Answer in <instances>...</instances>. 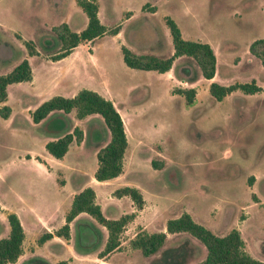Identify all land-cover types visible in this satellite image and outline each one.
I'll list each match as a JSON object with an SVG mask.
<instances>
[{
  "label": "rangeland",
  "instance_id": "obj_1",
  "mask_svg": "<svg viewBox=\"0 0 264 264\" xmlns=\"http://www.w3.org/2000/svg\"><path fill=\"white\" fill-rule=\"evenodd\" d=\"M97 4L100 22L107 28L120 25L118 34L95 38L90 51L78 44L69 59L52 61L49 56L60 45L51 27L65 23L76 31L86 24L75 0H0V75L26 59L32 78L8 85L6 100L0 103L10 109L7 117L0 116V238L8 233L10 212L24 233L22 254L6 264L34 259L47 264L61 260L150 264L163 249L181 244L186 246L184 264H194L206 251L187 233H166L162 246L149 256L129 243L140 229L147 234L164 232L166 220L184 212L217 236L238 230L244 251L264 262V65L248 51L250 42L264 38V0H97ZM165 16L175 21L182 38L210 45L216 60L211 81L221 85L254 81L260 91L244 94L236 89L215 101L205 78L178 79L175 71L184 57L176 58L163 73L125 66L121 45L157 56L172 52ZM25 41L34 44L36 55L27 54ZM189 87L195 90L194 99L185 104L173 89ZM82 88L109 99L123 121L127 147L122 172L104 184L92 179L96 152L109 139L99 115L77 119L70 111L48 124L50 114L38 123L30 116L42 101L55 95L72 97ZM66 121L68 131L78 127L83 138L55 159L44 144L58 136L52 133L54 126ZM152 159L163 166L153 168ZM81 180L96 192L104 217L135 213L119 235V247L100 259L106 230L86 213L68 224V239L36 242L44 229L64 223L69 193ZM123 185L141 192V211L128 197L111 194Z\"/></svg>",
  "mask_w": 264,
  "mask_h": 264
},
{
  "label": "trees",
  "instance_id": "obj_2",
  "mask_svg": "<svg viewBox=\"0 0 264 264\" xmlns=\"http://www.w3.org/2000/svg\"><path fill=\"white\" fill-rule=\"evenodd\" d=\"M76 5L86 16L85 26L78 32L71 31L67 24L60 23L51 27L50 31L59 42V51L49 56L52 61L59 60L67 56L78 44L93 40L103 34L115 35L120 29V25L111 28L104 26L98 16L97 0H75ZM145 6V5H144ZM143 6V7H144ZM151 12L155 11L152 6ZM164 24L168 29L172 52L167 56H157L152 53H137L124 45L119 47L122 61L125 66L139 70H153L163 73L171 68L173 61L178 57L186 60L176 68V75L183 82H193L199 76L211 79L215 72V55L206 42L184 39L175 21L169 16L164 17ZM24 46L27 54L36 55L37 51L31 41H25ZM248 51L264 65V38H258L250 42ZM31 80V68L26 59L17 63L9 72L0 75V103L6 100V87L13 83ZM208 93L215 100L220 101L236 89L244 94H253L260 91V87L254 81L248 83H233L221 85L211 81L208 84ZM173 93L181 95L185 104H191L194 99L195 90L193 88H175ZM74 111L77 119L87 115L97 114L101 117L103 124L109 133V139L105 144H101L96 152L97 166L93 173L96 181H106L118 176L122 172V159L127 147V140L124 132L122 119L109 99L104 98L97 92L90 89H79L72 97L59 95L52 96L42 101L30 114L34 123L45 119L49 114L47 124L56 122V116L60 113L66 114ZM10 109L7 105L0 107V116L7 117ZM63 125V124H62ZM52 133L58 136L44 144L46 152L55 159H60L67 151L71 142L79 144L83 138L80 128L73 127L64 122V125L54 126ZM92 133V132H91ZM99 143V141H98ZM153 168H161V160H151ZM112 195L116 197L128 196L133 203L134 209L142 208L144 200L140 191L136 187L122 186L113 190ZM94 191L90 187H85L75 193L71 199L69 209L64 215V223L52 232L41 233L36 242L41 245L51 237L68 239L69 222L79 213H86L94 221L102 225L106 232V240L98 257L117 249L120 244L119 235L124 226L133 220L135 213L123 214L116 219H109L103 216L100 207L95 203ZM8 233L6 237L0 238V264L13 263L22 254V242L24 233L18 217L15 213H7ZM94 232V231H93ZM166 233H187L197 239L204 247L206 254L203 259L194 264H264V262L254 259L244 251V243L238 230L231 229L223 236L213 234L208 228L195 222L191 216L184 212L179 216L167 219L164 224V232L145 233L138 230L130 240V245L140 251L143 256L155 253L163 244ZM96 234V233H95ZM97 245L95 241L92 247ZM184 244L176 247L163 249L158 258L150 264H184ZM25 264H47L40 259H34ZM56 264H67L61 260Z\"/></svg>",
  "mask_w": 264,
  "mask_h": 264
},
{
  "label": "crops",
  "instance_id": "obj_3",
  "mask_svg": "<svg viewBox=\"0 0 264 264\" xmlns=\"http://www.w3.org/2000/svg\"><path fill=\"white\" fill-rule=\"evenodd\" d=\"M98 11V10H97ZM128 15V14H127ZM98 16V15H97ZM87 20V19H86ZM68 26V25H67ZM69 28V27H68ZM70 29V28H69ZM71 30V29H70ZM72 31V30H71ZM79 30H76L75 32H78ZM51 32V31H50ZM116 34H118V33H116ZM115 34V35H116ZM94 40V39H93ZM92 40H90V41H85V42H82V43H80V45L81 46H84L85 47V49H87L88 51H90L91 50V47H90V42H91ZM71 54V53H70ZM70 54H68L67 56H65V57H63V58H61L60 60H65V59H69L68 57H69V55ZM90 54H89V60L91 59L90 58ZM59 60V61H60ZM213 78V77H212ZM212 78L211 79H206V80H208L209 82L208 83H210V81L212 80ZM30 81H32V78H31V80ZM78 91V89H75L74 91H73V93L71 94V96L72 95H74L76 92ZM119 113V112H118ZM92 115V114H91ZM120 115V114H119ZM87 116H89V115H87ZM121 117V116H120ZM122 119V118H121ZM123 122V121H122ZM125 132V131H124ZM72 143V142H71ZM74 143V142H73ZM97 166V165H96ZM96 169V168H95ZM95 171V170H94ZM80 177V176H79ZM117 177V176H116ZM81 179H82V177H80ZM93 179V183H105L106 181H96L94 178H92ZM83 180V179H82ZM80 181L79 183H77V185H76V187H73L74 189L72 190V191H70V193H69V198H70V203H71V199H72V197H73V195L75 194V193H77L78 191H80L81 189H83V188H85V187H90V186H85V183H83V181ZM96 185H100V184H96ZM64 186V185H63ZM123 186H128V185H123ZM120 187H122V186H120ZM93 191H94V189L92 188V187H90ZM117 188H119V187H117ZM116 189V188H115ZM111 192V194H112V192H113V190L112 191H110ZM141 193V192H140ZM94 195H95V203H97V199H98V197H97V194H96V192L94 191ZM142 195V194H141ZM121 197H123V196H121ZM126 197H128V196H126ZM117 198H120V197H117ZM129 198V197H128ZM130 199V198H129ZM144 200V199H143ZM130 202L132 203V201L130 200ZM70 203H69V206H70ZM98 205H99V203H97ZM144 204V203H143ZM133 206V205H132ZM144 206V205H143ZM143 206H142V208L141 209H139V210H137V211H141L142 209H143ZM99 207H100V205H99ZM134 207V206H133ZM69 209V208H68ZM101 209V208H100ZM77 216V215H76ZM71 222V221H70ZM69 222V223H70ZM51 230H55L54 228L53 229H44V232L45 231H47V232H51ZM142 230V229H141ZM106 236H107V232H106V235H105V240H106ZM60 237H51L50 239H48V240H46L45 242H49V241H52V242H56V241H58V239H59ZM62 239V238H61ZM44 242V243H45ZM44 243H42V244H44ZM120 245V244H119ZM102 250V249H101ZM114 251V250H113ZM112 252V251H111ZM110 253V252H109ZM108 254V253H107ZM106 254V255H107ZM105 256V255H104ZM104 256H102V257H104ZM102 257H98L99 259L100 258H102Z\"/></svg>",
  "mask_w": 264,
  "mask_h": 264
}]
</instances>
